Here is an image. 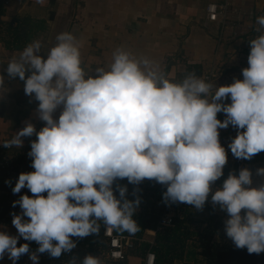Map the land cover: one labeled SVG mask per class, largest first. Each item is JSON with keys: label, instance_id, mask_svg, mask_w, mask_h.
Wrapping results in <instances>:
<instances>
[{"label": "clouds", "instance_id": "1", "mask_svg": "<svg viewBox=\"0 0 264 264\" xmlns=\"http://www.w3.org/2000/svg\"><path fill=\"white\" fill-rule=\"evenodd\" d=\"M257 24L259 32L264 16ZM56 41L47 54L40 41H33L7 64L8 76L24 82L25 95L38 102L36 111L45 123L37 131L26 122L3 143L20 148L22 138L36 136L28 153L34 171L20 173L12 188L13 194L27 188L33 195L13 201L21 209L12 214L18 235L0 231V260L6 254L13 264L24 254L33 264H39L38 253L59 258L76 247L73 237L98 234L101 221L136 233L133 214L140 198L136 188V198H127V185L117 183L124 179L134 186L155 181L166 186L165 202L196 209L211 196L213 206L229 217L226 235L236 248L264 252V185L251 187L252 173L242 168L212 188L227 163L220 129H237L228 145L235 158L251 160L264 152V34L249 41L243 79L215 88L195 73L172 82L149 61L121 50L113 53L108 70L98 67L88 74L75 36L63 32ZM58 108L62 111L55 118ZM257 174L264 176V167ZM20 238L39 247L35 252L29 243L18 247ZM80 264L102 260L88 254Z\"/></svg>", "mask_w": 264, "mask_h": 264}, {"label": "crops", "instance_id": "2", "mask_svg": "<svg viewBox=\"0 0 264 264\" xmlns=\"http://www.w3.org/2000/svg\"><path fill=\"white\" fill-rule=\"evenodd\" d=\"M7 1L6 13L2 17L6 21H11L19 14L46 20L45 28L33 39L41 42L42 54H47L55 46L58 34L72 33L80 48L82 67L88 74H95L98 67L108 70L113 53L121 50L137 60L149 61L150 68L162 71L172 82H181L188 73H195L206 81V75L214 71L215 76L211 82L214 88L229 85L234 79H242V69L248 67L249 41L264 34V28L256 31L260 28L257 18L264 15V0ZM224 1L229 4L225 17L221 16L218 21L207 20L208 4ZM51 12L54 13L52 18ZM23 49H7L0 40V76L3 77V83L0 84V144L11 140L26 122L34 124L37 131L45 123L38 117V102L25 95L24 82L19 78H10L6 72L9 61L18 57ZM61 111L62 108H58L54 117L58 118ZM229 130L230 126L220 129L219 136ZM35 139V135L22 138V147L13 146L16 154L14 181L5 184L6 180L0 173V231L10 235H18L17 229L12 225V214L21 212L19 205L12 206L13 201L24 194L30 197L33 195L27 188L13 194L12 188L20 173L34 171L28 153L31 150L30 142ZM127 188L129 190L128 186ZM42 195L46 196L47 193ZM129 195L131 196L130 193ZM127 198L131 200L129 196ZM145 212H151V208L140 211ZM135 213L140 215L137 210ZM103 226L101 221V230ZM155 235V229H146L145 240L153 243ZM72 239L76 241V247L59 258L51 257V263L59 261L64 264L66 259L68 262L75 259L80 264L86 255L94 254L85 238ZM24 243H29L30 252H35L39 247L36 242H28L23 238L18 240L17 246ZM192 243L193 240L188 241V248L192 247ZM209 244L210 255L199 253L203 251V247L197 248L196 257L204 264H217V251L236 247L229 237L222 235H215V239L212 238ZM38 255L39 264H42L44 253ZM135 258L136 256H128V264H134L132 260ZM0 264L13 262L6 254ZM16 264L33 262L29 254H24Z\"/></svg>", "mask_w": 264, "mask_h": 264}, {"label": "trees", "instance_id": "3", "mask_svg": "<svg viewBox=\"0 0 264 264\" xmlns=\"http://www.w3.org/2000/svg\"><path fill=\"white\" fill-rule=\"evenodd\" d=\"M6 13L5 5L0 0V40L7 49L20 50L26 47L33 41L35 36L45 28L46 20L34 19L30 15H16L11 21H6L2 17ZM54 13H50V18ZM189 72V70H188ZM230 99L225 103H230ZM217 118L225 119L223 113L217 114ZM230 126V131L236 133L237 129ZM242 131V130H241ZM264 160V152L255 155L251 160H246L249 163V168ZM229 173H234L229 165H225L223 169V176L220 178V183L228 177ZM235 174V173H234ZM160 215L152 212H145L141 215L133 214V219L136 220L139 231L131 234L127 231H118V233L128 234L135 237V246L126 252L123 260L108 259V264H128V256L140 257L143 262L146 253L151 250L156 255V264H204L197 259L198 246L195 245V237L200 234L199 230L192 231L186 225L185 218L181 215L175 217L174 225L164 227L157 230V225ZM104 228V226H103ZM102 230L99 228L98 234L89 235L85 239L89 243L92 251H97V246L106 245V239L103 236ZM146 229H155L156 235L154 236L153 243L145 240ZM201 235V234H200ZM193 240L192 247L188 248V241ZM206 242H201L205 241ZM210 238L200 236V245L203 251L202 254L210 255ZM107 247V245H106ZM215 261L217 264H264V252L260 254H249L247 249H238L236 247L222 248L217 251ZM42 264H47L42 261ZM50 264H60L55 261ZM64 264H68V259ZM143 264V263H141Z\"/></svg>", "mask_w": 264, "mask_h": 264}, {"label": "rangeland", "instance_id": "4", "mask_svg": "<svg viewBox=\"0 0 264 264\" xmlns=\"http://www.w3.org/2000/svg\"><path fill=\"white\" fill-rule=\"evenodd\" d=\"M243 79V76H242ZM264 167V160L258 161L254 166L249 168L252 173V185L251 187L259 188L264 185V176L257 174V169ZM121 185H127L129 187L127 196L130 197L131 200L136 197L133 196L134 188L138 189L136 192V196L140 198V204L137 207V213H140L144 208L150 207L151 212L154 214L161 215L163 211L168 206V202H165L163 199V193L166 192V186L156 183L155 181H146L144 180L140 185L134 186L129 184L127 179L120 180L118 182ZM223 183H220V179H218L213 185V191L216 188H219ZM131 194V196L129 195ZM118 196V194H117ZM179 215L183 216L186 221V225L192 229V231L199 230V233L202 237H209L210 240L215 239V235H226V220L229 218L225 211H221L219 206H213L211 203V196H209L208 201L205 203L202 209H196L192 205H187L185 203H179ZM243 212V210H242ZM142 213H140L141 215ZM101 222H99L100 224ZM200 234L196 235L194 241L195 245L199 247L200 245ZM148 235V234H147ZM194 243V242H193ZM89 244V243H88ZM97 251H94V256L100 257L102 260V264H108V258H106L105 251L107 247L104 245L97 246ZM234 248V247H233ZM44 262L50 264L51 257L44 253V258H42ZM134 264H141V258L136 257L135 260H132Z\"/></svg>", "mask_w": 264, "mask_h": 264}, {"label": "built area", "instance_id": "5", "mask_svg": "<svg viewBox=\"0 0 264 264\" xmlns=\"http://www.w3.org/2000/svg\"><path fill=\"white\" fill-rule=\"evenodd\" d=\"M1 2L6 5L7 0H1ZM229 4L227 1L223 3L212 2L207 6V20L218 21L221 16L225 17ZM264 16V15H263ZM215 76L214 71H210L206 75V81L211 83L212 78ZM242 80V79H241ZM236 136V133L232 131H227L223 135L219 136L220 143L227 152V163L231 170L238 175L242 168L249 169V163L245 159L235 158L228 145L231 143L232 139ZM0 173L3 179L6 181H14L16 174V154L14 148H5L3 144H0ZM9 184V183H5ZM179 203L168 202V206L160 215L157 230L163 229L167 226L174 225L175 217L179 214ZM103 236L106 239L107 250L105 251V256L112 260H123L126 256V252L135 246V237L118 233L116 229L105 226L103 228ZM143 264H156V255L153 251L149 250L146 253Z\"/></svg>", "mask_w": 264, "mask_h": 264}, {"label": "water", "instance_id": "6", "mask_svg": "<svg viewBox=\"0 0 264 264\" xmlns=\"http://www.w3.org/2000/svg\"><path fill=\"white\" fill-rule=\"evenodd\" d=\"M23 2H26V0H23Z\"/></svg>", "mask_w": 264, "mask_h": 264}]
</instances>
